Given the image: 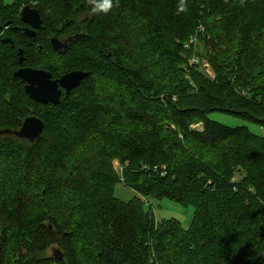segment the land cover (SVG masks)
Returning <instances> with one entry per match:
<instances>
[{"label": "trees", "instance_id": "1", "mask_svg": "<svg viewBox=\"0 0 264 264\" xmlns=\"http://www.w3.org/2000/svg\"><path fill=\"white\" fill-rule=\"evenodd\" d=\"M20 68L87 76L45 105ZM214 112L264 131V0H0V130L44 125L0 135V264H264V134ZM163 199L188 229L155 219Z\"/></svg>", "mask_w": 264, "mask_h": 264}, {"label": "water", "instance_id": "2", "mask_svg": "<svg viewBox=\"0 0 264 264\" xmlns=\"http://www.w3.org/2000/svg\"><path fill=\"white\" fill-rule=\"evenodd\" d=\"M21 19L27 25L23 32L28 37H35L38 29L41 28L42 20L38 11L30 6L25 7L21 12ZM4 41H8L5 39ZM56 50H62L66 43H62L57 38L51 40ZM20 62L23 61V52L19 51ZM15 77L25 82L27 94L36 102L41 104H58L63 92L69 95L86 78L87 74L82 71H73L63 75L58 79H53L51 73L45 70L33 68H20L14 73ZM43 122L37 117L26 118L19 130L3 129L0 135H11L19 139L34 143L43 134Z\"/></svg>", "mask_w": 264, "mask_h": 264}, {"label": "rangeland", "instance_id": "3", "mask_svg": "<svg viewBox=\"0 0 264 264\" xmlns=\"http://www.w3.org/2000/svg\"><path fill=\"white\" fill-rule=\"evenodd\" d=\"M4 1L6 4H11L13 2V0H4ZM196 42L194 43V45L196 44ZM196 49H197V46H196ZM194 51L197 52L196 50ZM194 58H196L198 61V64H201L202 68L205 69L207 73L208 72L211 73V74L209 73L208 74L212 76L213 70L212 68H210L211 66L209 65V63L206 60H203L201 63L197 57H194ZM207 65L209 67H207ZM209 117L211 120L221 123L223 125L229 126V127L235 128V127L245 126V127H248L249 130L255 134H258V135L264 134L263 129H261L257 125L252 124L248 121H244L239 118H235L225 113L214 112L210 114ZM192 129L197 132H202L203 126L201 124L194 125L192 126ZM115 165L117 167L119 166L118 163H116ZM136 195L137 194L133 190L126 188L123 184H118L115 188V197L124 202H128L132 200L134 197H136ZM148 202L147 203L150 204V206L147 208L151 209L157 221L174 219V220L179 221L182 224L183 228L188 229L190 227L193 221L194 212H195L192 206L183 207L180 204L172 202L168 199L150 200ZM53 254H54L53 250H50L47 253L48 256H52Z\"/></svg>", "mask_w": 264, "mask_h": 264}, {"label": "built area", "instance_id": "4", "mask_svg": "<svg viewBox=\"0 0 264 264\" xmlns=\"http://www.w3.org/2000/svg\"><path fill=\"white\" fill-rule=\"evenodd\" d=\"M195 42H196V39H194V38H193V40H192V42H191V43H192V44H194ZM193 63H196V64H198V61H197V59H196V58H194V59H193ZM207 67H209V66L207 65ZM210 68H211V67H210ZM211 71H212V70H211ZM208 73H209V72H208ZM212 73H213V72H212ZM209 74H211V73H209Z\"/></svg>", "mask_w": 264, "mask_h": 264}, {"label": "flooded vegetation", "instance_id": "5", "mask_svg": "<svg viewBox=\"0 0 264 264\" xmlns=\"http://www.w3.org/2000/svg\"><path fill=\"white\" fill-rule=\"evenodd\" d=\"M25 27H27V25H26ZM25 27H24V28H25ZM24 28H23V29H24Z\"/></svg>", "mask_w": 264, "mask_h": 264}]
</instances>
